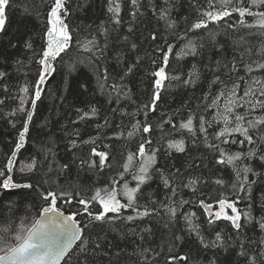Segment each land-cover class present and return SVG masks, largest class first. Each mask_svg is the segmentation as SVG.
I'll list each match as a JSON object with an SVG mask.
<instances>
[{
	"label": "trees",
	"instance_id": "trees-1",
	"mask_svg": "<svg viewBox=\"0 0 264 264\" xmlns=\"http://www.w3.org/2000/svg\"><path fill=\"white\" fill-rule=\"evenodd\" d=\"M119 2L121 24L117 26L107 10L108 0H68L69 12L65 22L69 24L72 35L71 47L67 54H62L63 60L58 58L54 62L56 71L43 86L41 100L37 101L35 109H30L28 101L39 67L36 63L37 54L46 42L47 13L53 0H14L15 6L7 9L6 34L0 32V72L6 73L0 79V101H3L0 103V168L5 164L22 130L25 115L17 111L21 98L25 100L24 107L32 111L33 118L29 122L25 146L15 158L18 161L14 169L15 179L42 185L41 191L51 188L57 192L65 190L71 193L74 196L71 205L63 200L58 201V206L66 214L77 210L82 213L83 206L77 203V199L89 198L97 189L115 186L121 191L124 183L135 187L133 174L141 158L135 157L132 169L124 173V179L121 180L123 164L127 163L129 153H136L143 139H151L153 143L146 145V149L155 150L156 163L150 169L151 179L141 186L143 195L138 202L150 210L156 207L157 212L128 222L124 218L128 215L135 217L136 212L123 209L118 216L109 214L103 222L93 221L85 232L90 234V240L95 241L99 237L103 245L97 250L93 264H209L213 259L217 264H248L247 258L238 255L241 241L252 249L251 254L256 256L257 264H264V258L259 255V243H249V238L252 241L261 238L258 227L249 224L237 236L229 222L220 220L213 230L208 226L207 214L199 203L203 200L216 208L219 199L233 200L232 185L237 183L230 167L216 163L217 153L205 146L203 134L199 132V118L202 116L210 122L217 113V108L204 106L210 103L211 96L208 101L202 99L206 93L217 91L215 85L209 89V82L214 75L210 69H215L216 62L221 61L220 71L215 74L227 80L223 64L231 61L234 55L239 59L246 49L251 48L252 55L249 58L245 54V61L264 58L257 55L264 44V36L249 35L250 31L256 30L241 28L238 24L237 30L229 28V22L237 23L235 13L219 24L209 23L208 29L189 30L199 17L194 5H199L203 11L206 0H168L167 4L165 0H139L142 15L138 14L135 20L131 15V0ZM153 6L156 14L153 13ZM163 7L169 9L170 19L176 22L173 29L167 28L164 21L158 18ZM246 20L252 22L251 17H246ZM129 27L133 28L132 32L128 31ZM105 29L108 32V47L104 56L97 59L93 54L96 50L87 51L84 45L95 38L97 44L103 47L105 36L101 35V31ZM151 34H156L158 40L153 41ZM125 36L129 38L127 41L124 40ZM165 40L173 45L166 68L168 79L161 89L156 111H147L143 105L151 102L155 79L152 72L161 66V53L157 45L166 47ZM189 42L197 46L198 55L180 54L182 49L187 51L186 45ZM133 43L136 44L135 49L131 47ZM28 44L32 45L31 49L27 47ZM132 65H135L132 72L120 81L119 77ZM193 66L199 72L200 80L195 86L185 85L183 80L188 79ZM104 68L110 73L107 82L102 77L99 81L97 79ZM238 74L246 75L242 66ZM251 75L264 79V72L261 71ZM172 76H179V79L173 80ZM112 83L126 86L121 88L119 99L117 92L110 87ZM239 83L244 86L243 81ZM101 84L105 86L101 88ZM26 86L29 93L22 91ZM93 107L96 109L94 116L91 115ZM222 109L223 100L220 101ZM237 111L243 112V109ZM85 113L88 115L80 119ZM190 116L196 130L195 137L187 129L179 127ZM169 119L176 125L175 128L165 123ZM137 121H147L153 131L148 134L137 131L129 138L128 132L134 131L132 125ZM222 127V123H213L208 128L210 143L217 142L212 133ZM73 140L77 144L75 148L71 144ZM180 140L185 144L183 153L168 148L170 142ZM222 147L229 152H246L252 146L225 144ZM92 148L108 153V161L102 170L81 163V160L98 162L99 157L92 155ZM33 160L36 162L35 171L21 174L20 167ZM245 163H251L255 171L264 173V165L259 160ZM63 165L68 167L63 168ZM177 169L182 173L181 179L170 175L176 173ZM161 173L168 176L170 183L176 187L174 197L164 186ZM196 178L199 182L195 191L184 186L190 179ZM217 179L224 181L223 186L215 183ZM249 179L257 181L252 186L251 212L259 219L264 215V209L259 206L261 193L264 192V175L258 177L249 174ZM113 180L118 183L113 185ZM118 198L122 203L126 202L123 196ZM153 200L157 201V205H152ZM181 201L190 203L180 204ZM40 204L36 192L20 189L6 192L0 189V225L11 221L15 230L21 220L30 224L33 218H38L37 209ZM168 207L177 209L175 218H170ZM237 207L241 212L248 211L246 198L240 200ZM90 211L96 213L102 211V208L92 202ZM191 213L196 214L192 218L193 223L206 239L214 240L215 232L219 231L223 237H232L229 243L233 246L227 249L203 248L195 232L189 231L185 220V216ZM77 220L83 225L89 223L90 218L82 213ZM146 228L151 231H145ZM179 256L188 259L181 261L173 258ZM71 264H75V261Z\"/></svg>",
	"mask_w": 264,
	"mask_h": 264
},
{
	"label": "snow or ice",
	"instance_id": "snow-or-ice-1",
	"mask_svg": "<svg viewBox=\"0 0 264 264\" xmlns=\"http://www.w3.org/2000/svg\"><path fill=\"white\" fill-rule=\"evenodd\" d=\"M68 0H53L50 5V9L47 13V25H46V42L41 51L37 54L38 64L36 80L33 83L32 91L29 98L30 109H35L37 101L41 100L43 86L47 82L50 75H52L56 69L54 62L59 58L63 60L62 54H67L68 49L71 47L72 35L70 34L69 24L66 23L68 16ZM168 0H165V4ZM133 11L131 12L133 20L136 19L140 13L139 0H131ZM15 6L14 0H0V32L6 34V17L7 9ZM197 8L199 17L195 23L191 24L189 30H201L208 29L209 23L219 24L226 18H230L235 13L237 15V23H228V27L237 30V24L241 28L249 30L255 29V32L250 31L249 35L264 36V0H206V8L201 11L199 5H194ZM108 12L112 14L111 20L115 25L121 24V3L119 0H108ZM27 11V9H25ZM153 13L156 14V8L153 6ZM246 17H251L252 22H248ZM159 19L163 20L167 28L173 29L175 27V21L169 17V9L163 7L159 11ZM129 32L133 31L132 27L128 28ZM101 35L105 36V43L103 47L97 44L95 38L89 40L84 45L85 50L96 51L93 53L97 59L102 58L108 47L107 30H102ZM129 38L124 37L127 41ZM153 41L158 40L156 34H151ZM183 39V37H180ZM243 40V37H241ZM165 46L157 45V50L161 53V66L152 72L153 91L151 102L144 104L143 108L147 111H156L158 102L161 99L160 92L164 87L165 80L168 79L166 68L169 64V56L173 52V45L169 44L165 40ZM28 48H32L31 44L27 45ZM133 49L136 48V44L131 45ZM203 47V45H200ZM187 51L181 50V55L196 56L197 46L192 42L186 45ZM251 57V48L246 49L244 54L233 56L232 60L224 63L225 69L224 75H227L228 79H222L221 75H216L215 72L220 71L221 61H217V67L210 69L214 75L209 82V89L212 86H217V91L212 93H206L202 98L204 101L209 100L210 103H206L205 108L215 107L217 113L213 117V121H205L201 116L199 118V132L203 134V140L205 146L212 149L217 153L216 163L224 167H230L236 176L237 183L232 185L234 190V199H219L218 210L213 211L211 204L205 203L201 200L200 206L207 214V224L210 228L215 230L214 226L217 221L223 220L230 223L231 227L237 233V236L245 229L249 224L253 227H258L260 230L261 238L259 241H252L249 238L250 244L259 243L260 245V257L264 258V215H261L259 219L254 217L251 212L253 207V194L252 186L257 183L256 180H250L249 174L252 176H262L264 173H260L254 170L251 163H245V161L251 162L253 160H259L264 165V79H260L252 76L255 71L264 72V58L245 61L244 55ZM258 56L264 57V44H262ZM139 62V61H137ZM119 63V59H118ZM155 63V61H153ZM246 74L240 76L238 73L241 70ZM132 65L126 69L124 74L119 77L120 81L132 72ZM99 72V69L97 70ZM235 74V79L233 75ZM6 73L0 72V79H3ZM107 82L110 78V73L107 68L103 69V72L97 76L98 81L101 79ZM171 79L178 80L179 76H172ZM200 80V74L193 66V70L189 73L188 79L183 80L185 85L195 86ZM244 82L242 87L239 83ZM229 83L231 86L229 87ZM101 88L105 84L100 85ZM111 89L117 92V99L121 95V88L126 87L112 83ZM7 91V89H5ZM24 93H29V88L26 86L22 89ZM242 91V94H241ZM127 95V93H123ZM223 100V109L220 110V101ZM3 103V101H0ZM25 100L20 99V107L17 111L24 113L25 120L22 125V130L19 131L17 142L13 146V150L8 155L5 164L0 168V189L11 192L13 190H30L36 192L41 200V204L37 209L38 218H33L30 224H25L21 220L19 226L13 230L12 222L9 221L6 225H0V264H71L75 261V264H93L94 257L97 254V250L101 249L103 245L99 241V237L95 241L89 239L88 233L85 230L93 221L103 222L108 218L109 214L118 216L123 209H132L136 212V216L128 215L124 219L128 222H132L137 218H143L153 215L157 212V208L153 207L151 210L148 207H144L139 204V198L143 195L142 185H145L148 180L151 179L150 169L156 163V152L152 149H146V145H152L151 139H143L138 145L136 153H129L127 156V163L123 164V173L120 174V179H124V173L129 172L133 167V161L135 157H140V163L137 171L133 174V179L136 181L135 187H129L128 183L122 185V190L118 191L115 186L109 188L97 189L89 198L79 197L77 203L83 206L82 213L87 215L90 220L89 223L81 224L78 222L77 217L81 215V211L77 210L70 214H65V211L58 206V201L63 200L68 205L72 204L74 196L68 191L61 190L57 192L54 189L46 188L43 191L40 190L42 185H36L31 182H19L15 179L14 169L18 161L15 159L17 154L25 146L26 138L29 133V122L32 121L33 114L31 110H27L25 107ZM237 109H243V112L237 111ZM147 111L145 116H147ZM259 113V114H256ZM96 114V109H91V115ZM15 115V113H12ZM88 113H85L80 117L84 119ZM165 123L172 124L169 119ZM213 123L223 124V127L218 131H214L212 136L215 141L210 143L208 141V128L212 127ZM207 125V126H206ZM15 126V124H13ZM134 131L128 132V137L131 138L134 132H142L148 134L153 131L151 124L147 121L141 123L137 121L132 125ZM175 128L176 125L172 124ZM181 129H187V131L194 137L196 130L193 127V118L190 116L185 123L179 125ZM242 138V139H241ZM95 143V141H91ZM83 143H89V141H83ZM72 147H77L76 141H71ZM240 145L241 147H249L246 152L236 151L229 152L222 145ZM169 149H174L177 152L183 153L185 151V144L183 140L170 142L168 144ZM92 155L99 157L97 161H84L81 163H88L89 167H98L101 170L105 167L106 161H108V153L104 151H97L96 148L91 149ZM63 168H67V165H63ZM36 168V162L33 160L24 166L20 167L21 174L33 173ZM175 179H181L182 173L180 169L176 170V173L170 174ZM164 186L169 190L171 196L176 195V187L170 183L169 177L164 176L161 173ZM198 178L190 179L185 187L192 188L195 191V187L198 183ZM47 183V182H45ZM113 185L118 181L113 180ZM217 185L223 186L224 181L221 179L215 180ZM139 194V195H138ZM79 194H77L78 196ZM123 196L125 203H122L118 198ZM248 204V211L241 212L238 209L237 204L240 200L245 199ZM95 202L100 205L102 211L93 213L90 211V204ZM152 205H157V201H151ZM190 201H181L180 204H187ZM162 206V205H161ZM261 209H264V192L261 193V200L259 203ZM143 208V211L140 209ZM230 210V211H228ZM167 212L170 218H175L177 209L175 207H168ZM195 213H191L189 216H185V220L189 225V231L195 232L196 238L200 245L205 249H227L231 247L229 241L232 237H223L219 231L215 232V239H206L205 235L200 231L199 227L193 223V217ZM243 217V222H242ZM114 218V217H113ZM145 231H151V229H145ZM143 238V237H141ZM180 239V237H176ZM79 242V243H77ZM75 245V247H74ZM240 251L238 255L247 258L248 264H257L256 256L252 253V249L246 245L243 241L239 243ZM181 261H186L188 257L179 256L173 257ZM209 264H217L213 259Z\"/></svg>",
	"mask_w": 264,
	"mask_h": 264
},
{
	"label": "rangeland",
	"instance_id": "rangeland-1",
	"mask_svg": "<svg viewBox=\"0 0 264 264\" xmlns=\"http://www.w3.org/2000/svg\"><path fill=\"white\" fill-rule=\"evenodd\" d=\"M216 210H218V206L216 208L213 207V211H216Z\"/></svg>",
	"mask_w": 264,
	"mask_h": 264
},
{
	"label": "water",
	"instance_id": "water-1",
	"mask_svg": "<svg viewBox=\"0 0 264 264\" xmlns=\"http://www.w3.org/2000/svg\"><path fill=\"white\" fill-rule=\"evenodd\" d=\"M66 214V213H65ZM78 243V242H77ZM75 246V245H74Z\"/></svg>",
	"mask_w": 264,
	"mask_h": 264
}]
</instances>
